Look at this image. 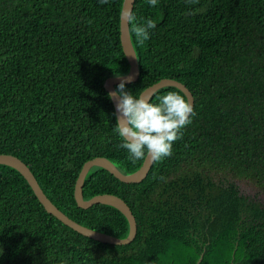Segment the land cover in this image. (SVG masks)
I'll return each instance as SVG.
<instances>
[{
  "label": "trees",
  "instance_id": "trees-1",
  "mask_svg": "<svg viewBox=\"0 0 264 264\" xmlns=\"http://www.w3.org/2000/svg\"><path fill=\"white\" fill-rule=\"evenodd\" d=\"M121 3L0 0V153L26 163L67 216L125 237L128 222L117 208L76 204L78 172L95 156L136 170L186 97L160 87L145 106L143 139L122 135L103 86L129 68ZM129 31L139 76L115 90L132 129L139 93L160 78L182 82L194 99L142 180L125 182L96 165L85 175L83 197H121L135 236L114 244L79 233L0 163V264H195L199 256L198 264H264V0H134Z\"/></svg>",
  "mask_w": 264,
  "mask_h": 264
},
{
  "label": "water",
  "instance_id": "water-1",
  "mask_svg": "<svg viewBox=\"0 0 264 264\" xmlns=\"http://www.w3.org/2000/svg\"><path fill=\"white\" fill-rule=\"evenodd\" d=\"M133 3L134 0H122L119 13V38L122 50L129 64L128 71L123 74L107 76L103 80V86L110 95L115 111V116L117 119V124L122 135L128 141L135 143L143 139L147 130V125L144 118L145 106L152 94L160 87L171 85L180 89L186 97V107L179 115L167 121L157 129V131L154 133V135L149 141L148 149L141 165L136 170L132 172H123L107 157L95 156L86 160L82 164L80 171L78 172L73 190V195L76 204L79 207L83 208H86L91 204L97 202L114 206L125 216L128 222V232L126 236H114L112 234H108L76 222L75 220L67 216L65 213H63L60 209H58V207L47 197V195L44 193V191L38 184L36 178L32 174L29 167L26 165V163H24L19 157L15 156L14 154L0 153V163L14 167L24 176V178L27 180L28 184L32 188L34 194L38 198L39 202L42 204L46 211L53 214L64 224L70 226L81 234H84L102 242H109L114 244H125L133 239L137 229L135 217L132 214V211L130 210L127 203L116 194L97 193L90 196L89 198H84L82 193V186L86 173L92 166L96 165L107 169L119 180L125 182H138L142 180L146 176L147 171L155 158V155L163 137L167 134L169 130H171L174 126H176L188 116L194 102L193 95L185 84L173 78H160L158 81L146 86L139 93V96L135 102V118L137 130L134 131L132 129L126 106L124 104L122 96L115 90V85L120 82L135 81L139 76V65L129 31V17L133 8ZM200 259L201 256L198 257V260L195 264H198Z\"/></svg>",
  "mask_w": 264,
  "mask_h": 264
},
{
  "label": "rangeland",
  "instance_id": "rangeland-1",
  "mask_svg": "<svg viewBox=\"0 0 264 264\" xmlns=\"http://www.w3.org/2000/svg\"><path fill=\"white\" fill-rule=\"evenodd\" d=\"M238 184L240 185V188L244 191V192H247L249 194H253L255 192V190L252 188V186L250 184H245V183H242L241 181H238ZM257 194L259 196H262L261 192H257Z\"/></svg>",
  "mask_w": 264,
  "mask_h": 264
}]
</instances>
